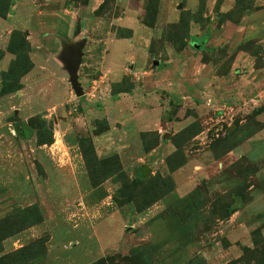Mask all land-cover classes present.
Wrapping results in <instances>:
<instances>
[{
	"label": "rangeland",
	"instance_id": "374dc122",
	"mask_svg": "<svg viewBox=\"0 0 264 264\" xmlns=\"http://www.w3.org/2000/svg\"><path fill=\"white\" fill-rule=\"evenodd\" d=\"M0 9V264H264V0Z\"/></svg>",
	"mask_w": 264,
	"mask_h": 264
},
{
	"label": "water",
	"instance_id": "95a60500",
	"mask_svg": "<svg viewBox=\"0 0 264 264\" xmlns=\"http://www.w3.org/2000/svg\"><path fill=\"white\" fill-rule=\"evenodd\" d=\"M63 44V59L66 61V67L70 72L72 87L78 96H82L84 90L79 82L78 71L82 62L84 43H66L63 41Z\"/></svg>",
	"mask_w": 264,
	"mask_h": 264
},
{
	"label": "trees",
	"instance_id": "16d2710c",
	"mask_svg": "<svg viewBox=\"0 0 264 264\" xmlns=\"http://www.w3.org/2000/svg\"><path fill=\"white\" fill-rule=\"evenodd\" d=\"M0 15L1 16H5L6 15V13L5 12H3L1 9H0ZM8 222V219H2L1 221H0V227L2 226H4V224H6ZM6 236V235H5ZM9 236L7 235V237L6 238H8ZM5 237L3 238V240H5L6 239Z\"/></svg>",
	"mask_w": 264,
	"mask_h": 264
}]
</instances>
